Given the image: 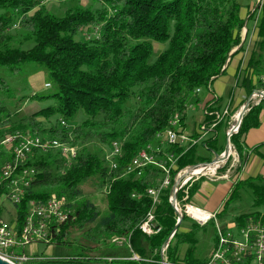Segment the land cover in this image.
I'll list each match as a JSON object with an SVG mask.
<instances>
[{"label": "trees", "instance_id": "1", "mask_svg": "<svg viewBox=\"0 0 264 264\" xmlns=\"http://www.w3.org/2000/svg\"><path fill=\"white\" fill-rule=\"evenodd\" d=\"M60 1L65 9L55 13L43 0H0V91L9 95L5 74L19 75L28 63L45 69L56 84L50 95H31L52 97L54 103L29 115L18 117L17 108L11 112L0 102V142L28 132L76 147L72 158L50 148L23 159L21 166L32 167L35 173L20 202L9 206V222L19 227L31 201H45L54 195L70 210L67 220L52 229L50 243L76 250L64 258L35 254L36 259L24 264H161L160 248L177 220L169 201L173 178L179 169L208 162L213 152L223 151L225 130L236 108L228 106V115L188 148L157 136L170 129L175 118L177 126L171 128L182 131L187 107L202 101L213 79L225 73L231 55L245 50V18L254 20L256 31L247 62L239 68L229 93L205 108L221 111L223 100L232 96L235 87L245 94L242 103L255 89H264V3L251 8L245 0ZM155 43L161 48L155 50ZM20 99L25 101V95ZM263 100L249 104L238 131L230 136L240 163L235 172L246 161L248 150L242 138L260 125ZM214 117L205 114L203 122L209 126ZM199 135L195 131L191 137ZM113 141L119 142L121 150L115 158L116 168L105 159ZM147 145L161 148V153L153 155L159 165L170 168L172 181L159 190L155 204L147 189L159 185L164 170L148 164L139 176L124 172ZM166 153L174 154V166L170 167ZM4 159L1 153L0 165ZM204 179L201 176L189 185L187 202ZM88 181L105 195L102 214L83 194L81 186ZM184 194L185 187L180 188L177 200ZM240 196H251V209L235 215L233 222L237 226L264 222V175L232 180L228 198L216 213L218 222L230 202ZM149 211L160 226L152 235L139 229ZM194 211L189 208L197 217ZM214 222L210 219L199 225L183 213L165 248V264L204 263L207 253L203 254L199 241L208 227L215 241ZM78 230L81 240L72 237ZM127 236L138 260L119 253V247L124 249L127 243L118 245L113 240Z\"/></svg>", "mask_w": 264, "mask_h": 264}, {"label": "built area", "instance_id": "2", "mask_svg": "<svg viewBox=\"0 0 264 264\" xmlns=\"http://www.w3.org/2000/svg\"><path fill=\"white\" fill-rule=\"evenodd\" d=\"M255 1V5L259 7L264 3V0ZM196 91L198 92L199 89H196ZM261 91L264 92V89ZM228 113L227 106L221 111L214 110L210 112L207 111V108H204L203 115L214 114L215 117L209 126L201 122L198 128V132L200 133L198 138L191 137L190 134L184 130L181 131L179 128L177 131L172 129L171 127L177 126L176 118L172 120L170 129L160 133L157 138H164L167 143H179V145L188 148L190 144H194L200 140L206 134L207 130L214 128L224 116L228 115ZM232 117L235 116H231L230 118ZM61 123L65 124L64 121H61ZM47 141L51 143L52 149L58 150L62 155L66 156V158L75 156V146L65 142H63V145H55L53 144V139L50 138H47ZM36 150H39V142H36L34 137H29L28 132L27 135L21 139H10L6 142H0V155L1 153L5 155V159L0 165V257L13 264H24L29 260L36 259L37 256L35 254L27 255L23 251L24 246L35 242L51 244L50 240L53 237L52 229L57 227L60 223L65 222L69 217L70 209L67 208L63 199H59L52 195L45 201H31L28 205V212L24 221L19 227H16L15 223L9 222V206L20 202L24 194V188L30 185L35 173L32 167L21 166L23 157H30ZM234 151L235 148L233 147V150H231L225 162L226 164L228 160H231L225 172L218 174L219 170H215L210 174L211 180L229 179L230 171L239 159ZM118 152L119 142L113 141L111 147L105 154V158L111 160V168L114 162V154ZM154 152L161 153V148L159 146L153 147L152 145H147L140 151L139 159L135 166L125 167V174L134 173L139 176L146 165H159L153 155ZM164 156L171 161L170 167L174 166L176 159L174 154L166 153ZM159 166L164 170L165 177L158 186L147 189V193L152 197L153 204L158 201L159 190L172 182L170 180V168L163 165ZM188 166L189 165L179 169L173 178V182L177 181L176 183L177 185L180 184V188L189 184V181L193 179L185 180L184 176L187 174L186 168ZM170 199L171 193L169 201ZM187 199L186 187L184 196H182L180 200H177L176 197L175 208L181 211L180 202H182L183 211L181 212L196 220L199 225H205L210 219L215 221L214 229L216 238L211 251L202 264H264V222L248 223L244 226L232 225V227L223 228L216 219V214L206 213L198 207L193 206L191 203H185ZM190 207L205 213V218H197L192 215V213L189 212ZM6 216H8V221L6 220ZM139 229L146 235L159 232L160 226L157 225L153 211H150V214L146 216L145 223L140 224ZM113 240L118 245L127 243V246H129L128 236ZM161 250H163L164 256L165 248ZM133 255L135 259H138L136 254L133 253ZM107 259L111 260L112 258L107 257ZM163 259L165 262V257H163Z\"/></svg>", "mask_w": 264, "mask_h": 264}, {"label": "rangeland", "instance_id": "3", "mask_svg": "<svg viewBox=\"0 0 264 264\" xmlns=\"http://www.w3.org/2000/svg\"><path fill=\"white\" fill-rule=\"evenodd\" d=\"M43 2L46 4L47 8L52 10L55 13H61L64 9L65 6L63 5V2L60 0H43ZM88 0H82V3L85 4L87 3ZM246 4L251 5L250 7L252 8L253 5H255L256 1L255 0H245ZM245 17V16H244ZM246 29V31H245ZM245 32L244 38L246 37L247 33V43L249 41H252V38L255 36V28H254V20H250L248 18H245V28L242 30V36L243 33ZM250 39V40H249ZM155 50H158L161 48L160 44L155 43ZM228 60V59H227ZM6 79L8 81V84L10 86V91L9 95L7 92L0 91V102L5 104V107L10 109L11 112L16 111L15 109L17 108V115L18 117L24 116V115H29L35 112L38 109L45 108L47 106H50L54 103V99L52 97H46V98H33L31 95L33 93H36L40 96H47L52 94L56 90V84L52 81L49 73L43 69L42 67L37 66L34 63H28L23 65V69H21L19 75H14L11 73H6L5 74ZM260 90V89H259ZM11 92V93H10ZM22 95H25L26 100L22 101L20 97ZM256 97V96H254ZM258 98V97H256ZM228 107V105H226ZM224 106V107H226ZM223 107V108H224ZM222 108V109H223ZM229 110V108H228ZM189 115V112H186ZM237 112L235 111L234 114L231 116H235ZM42 119V118H40ZM55 118H53L54 121ZM235 117L230 118L228 122V127L230 124L234 122ZM231 121V122H230ZM225 130V133H226ZM233 145H230V152L233 150ZM234 153L238 156V153L235 149ZM248 154V151H247ZM213 157V154H212ZM231 160H228L227 163L225 164V168L227 169V166L230 164ZM245 163V162H244ZM243 163V165H244ZM239 159L238 162L235 163L233 168L230 171V176L229 179L234 180L238 177H240V174L242 172V168L239 169V172H235L236 168L239 166ZM225 169V170H226ZM225 170H219L218 174H222L225 172ZM178 172V171H177ZM211 173H207L201 176H205L207 178H210ZM198 177H193L194 178H199ZM192 179V180H193ZM190 180L189 182H192ZM219 180V179H217ZM185 188L187 187L188 190V184L184 186ZM183 188V187H182ZM81 189L83 191V194L85 197L89 198L94 204H96L101 212V214L106 210V200H105V195L102 193V189L98 190V188L92 184L91 182H85L82 184ZM170 193H171V188H170ZM193 206L197 205L194 200L191 201ZM187 203V202H185ZM182 202H180L181 205V211H183V206ZM201 206L200 204H198ZM251 209V196H240L239 199L233 200L230 202L226 214L219 219V222L221 226L225 227H232V225H236L235 222H233V217L237 215L240 212H247ZM192 210V209H191ZM195 210V209H194ZM195 214L197 215L198 218H205L206 214L199 212L197 210L194 211ZM188 216V215H187ZM190 217V216H188ZM191 218V217H190ZM193 219V218H191ZM6 220L8 221V216H6ZM194 220V219H193ZM197 222L196 220H194ZM198 223V222H197ZM237 226V225H236ZM212 228L208 227L206 230V235L204 238L199 241L200 248L203 250V254H208L210 248L213 245V238H212ZM76 236L81 238V231H76L74 234H72V237ZM81 240V239H80ZM84 242V241H83ZM184 249V247H182ZM23 251L27 255H32V254H43L46 255L47 257H67V255H70L72 253H75V249L66 245H56V244H46L43 242H35L30 245H26L23 248ZM119 253H126L131 259H135L133 253L131 252V248L129 246H126V248L119 247L118 249ZM183 254V251L181 252ZM138 260V259H135Z\"/></svg>", "mask_w": 264, "mask_h": 264}, {"label": "crops", "instance_id": "4", "mask_svg": "<svg viewBox=\"0 0 264 264\" xmlns=\"http://www.w3.org/2000/svg\"><path fill=\"white\" fill-rule=\"evenodd\" d=\"M255 38L256 34L254 38H252V41ZM248 43L244 51L237 52L228 58L225 64V73L213 79L210 84V90H207L205 92L202 101L196 104L191 103L187 107L186 112L188 111L189 115L187 113L185 115V127L183 129L185 132L190 135L195 131L197 132L199 124L204 121L203 109L205 108V106L208 107L212 104L214 105V102L218 98L226 96L229 93L228 91L230 87L234 86L237 72L239 68L245 66L247 58L249 56L250 45ZM237 48L238 46L235 47L232 52H234ZM244 97L245 94L243 90H241V88L239 87H235L233 88L232 96H228L223 100L221 108L228 105L231 106V108H236L237 112L243 104L242 100ZM258 102L259 98L253 97L251 99V104H256ZM262 105L263 107L259 115L260 125L256 128L249 129L242 138L244 147L248 150L247 158L239 177L242 179L250 176L253 177L257 175H264V100L262 102ZM199 176L201 177V175ZM197 179L198 178H194L192 182ZM192 182H189L188 186ZM231 188V179L211 180L210 178L205 177V179L200 182L198 190L193 194L192 197L189 198L188 203L192 204L191 201L194 200L197 204L194 206L198 207L206 213L216 214L222 209V206L228 198ZM198 204H200L201 206H199ZM182 247H184V249ZM182 247L180 252H184L185 250V246ZM212 247L210 248L209 252L211 251Z\"/></svg>", "mask_w": 264, "mask_h": 264}, {"label": "water", "instance_id": "5", "mask_svg": "<svg viewBox=\"0 0 264 264\" xmlns=\"http://www.w3.org/2000/svg\"><path fill=\"white\" fill-rule=\"evenodd\" d=\"M245 25V22H244ZM246 31V29H245ZM244 35L245 32L243 33V37H242V41L244 39ZM254 96H258L259 101L260 99H264V92H262L261 90L255 89L243 102V104L241 105V107L238 109L237 113L235 114V120L232 124H230V126L228 127V129L226 130V142H225V146L224 149L221 153H215L213 152V157L210 161L208 162H203V163H198V164H191L189 165L186 169H187V174L185 177V180H189L192 179L193 177L202 175V172H195L197 169L198 170H205L208 167H210L211 165H213L214 163L217 162V167L215 168V170H219L220 168H222L228 158V155L230 153V136L234 133H236L239 129L241 120L244 116V114L249 110V104L251 103V99ZM255 103V102H254ZM183 177V178H184ZM177 181H174L172 186H171V199H170V204L171 206L174 208L176 216H177V220L176 223L172 229V231L170 232L169 236L164 240L161 248H160V254L162 257V263L161 264H165L164 259H163V248H166L169 241L171 240L172 236L174 235V233L176 232L180 222L183 219V213L175 208V202H176V197H177V192L180 189V184L177 185L176 183ZM0 264H13L12 262H9L5 259H3L2 257H0Z\"/></svg>", "mask_w": 264, "mask_h": 264}, {"label": "bare ground", "instance_id": "6", "mask_svg": "<svg viewBox=\"0 0 264 264\" xmlns=\"http://www.w3.org/2000/svg\"><path fill=\"white\" fill-rule=\"evenodd\" d=\"M235 120V119H234ZM172 124V121H170V125ZM169 130V129H168ZM168 130H166V131H168ZM27 135V134H26ZM26 135H23V134H19V133H17V134H15V135H12V136H8L3 142H6L7 140H10V139H21L22 137H24V136H26ZM29 137H33V136H30V135H28ZM34 139H35V141L36 142H39V150H43V151H46V150H48V149H50V148H52V145H51V143L49 142V141H47V139L45 140H43V139H41V138H39V137H34ZM53 144H55V145H63L62 143H60V142H58V141H53ZM144 149V148H143ZM143 149H141V150H143ZM140 150V151H141ZM140 151L138 152V154H137V156L136 157H134L133 159H132V161L127 165V167H133V166H135V164L138 162V159H139V153H140ZM76 154V153H75ZM120 154H121V150H120V146H119V152L118 153H116V154H114V162L112 163V168H116L117 167V162L115 161V158L116 157H118V156H120ZM23 159H24V157H23ZM109 163H110V166H111V160H109V158H105ZM217 167V162L216 163H214L213 165H211L210 167H208L207 169H205V170H196L195 172H199V171H201L202 172V174H207V173H213L214 171H215V168ZM223 168V167H222ZM221 169V168H220ZM219 169V170H220ZM1 175V174H0ZM25 189V188H24ZM148 214H150V211L147 213V215ZM143 223H145V220L141 223V224H143Z\"/></svg>", "mask_w": 264, "mask_h": 264}]
</instances>
